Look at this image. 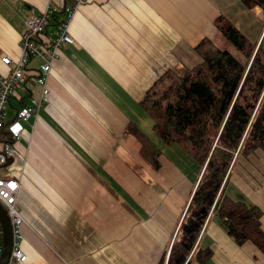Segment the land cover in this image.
Returning <instances> with one entry per match:
<instances>
[{"label": "crops", "instance_id": "crops-1", "mask_svg": "<svg viewBox=\"0 0 264 264\" xmlns=\"http://www.w3.org/2000/svg\"><path fill=\"white\" fill-rule=\"evenodd\" d=\"M66 2L0 0V55L18 59L30 7L54 8L50 30ZM220 14L250 40L264 28L261 9L241 0L79 5L69 26L73 44L61 48L46 79L48 101L23 123L17 153L7 171H0L19 180L23 264H159L164 256L166 264L199 174L192 183L165 155L153 169L128 130L135 124L154 133L139 102L165 71L199 61L194 48L201 39L232 48L214 25ZM36 66L33 60L10 98L6 124L38 95ZM7 70L0 60V74ZM235 167L236 184L262 210L264 230V150L239 159L231 176ZM212 218L199 237L212 250L203 264H264L251 242L236 244Z\"/></svg>", "mask_w": 264, "mask_h": 264}, {"label": "trees", "instance_id": "trees-1", "mask_svg": "<svg viewBox=\"0 0 264 264\" xmlns=\"http://www.w3.org/2000/svg\"><path fill=\"white\" fill-rule=\"evenodd\" d=\"M247 8L264 0H241ZM231 49L204 37L195 46L199 61L182 70H167L147 89L141 109L153 121V134L177 145L199 169L166 264H203L212 253L200 244L208 218L217 215L238 245L251 242L264 255L261 208L227 193L233 167L264 150V28L248 39L222 14L214 19ZM23 105V104H22ZM7 126V124H6ZM140 142L139 153L153 169L161 167V146L135 124L128 130ZM2 129L0 140H6ZM12 162L8 157L3 166ZM165 256L159 264H164Z\"/></svg>", "mask_w": 264, "mask_h": 264}, {"label": "built area", "instance_id": "built-area-1", "mask_svg": "<svg viewBox=\"0 0 264 264\" xmlns=\"http://www.w3.org/2000/svg\"><path fill=\"white\" fill-rule=\"evenodd\" d=\"M86 0H67L63 6V14L52 29L48 30L54 15V8L46 5L42 10L30 7L29 16L25 21V29L20 39V55L17 60L7 55H0V60L7 66L5 75L0 74V138L2 129L7 130L6 140H0V168L17 153L16 141L23 132V123L29 122L32 115L48 101L49 89L46 79L52 71L54 61L59 57L63 46L73 44L69 26L73 15L80 4ZM33 60L37 61L35 81L40 90L36 97L21 105L15 117L6 126L5 108L10 98L22 86L27 68ZM19 180L10 176L0 175V203L5 208L12 230V248L7 264H23L26 260L21 242V227L25 223L16 202ZM3 243V231L0 223V253Z\"/></svg>", "mask_w": 264, "mask_h": 264}, {"label": "rangeland", "instance_id": "rangeland-1", "mask_svg": "<svg viewBox=\"0 0 264 264\" xmlns=\"http://www.w3.org/2000/svg\"><path fill=\"white\" fill-rule=\"evenodd\" d=\"M6 108L9 111V113L12 114V110L10 109V106L7 105ZM6 108H5V110H6ZM143 128L145 129L146 132L149 133V131H148V129H146V127H143ZM151 137L161 146L162 152H163L162 155H165L166 159L173 162L178 167V169L180 170L181 175L182 176L185 175L193 183L194 173H195V175L197 174V176L199 173V169H198L196 163L193 161V159L190 156H188L187 154H185L177 145H170V146L165 145L153 133H151ZM7 167L2 166L0 168V171L5 173L7 171ZM233 174H234V176L230 177V182L228 183L227 188H226L227 193L235 199L243 200V201L248 202V203H253L249 199L247 194L245 192H243L239 188V186L236 184L235 177L237 176V167H235ZM212 221L217 223V224H220L224 228L220 218L217 215L213 216ZM206 235L209 236V234H206ZM206 241H208V238H204V241L202 242V244H205Z\"/></svg>", "mask_w": 264, "mask_h": 264}, {"label": "water", "instance_id": "water-1", "mask_svg": "<svg viewBox=\"0 0 264 264\" xmlns=\"http://www.w3.org/2000/svg\"><path fill=\"white\" fill-rule=\"evenodd\" d=\"M0 223L3 231V243L0 253V264H7L10 258L12 248V230L10 220L5 208L0 203Z\"/></svg>", "mask_w": 264, "mask_h": 264}]
</instances>
